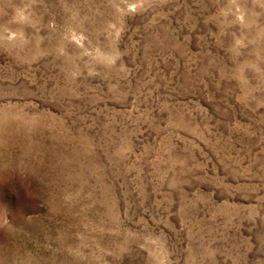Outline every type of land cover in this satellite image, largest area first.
Returning <instances> with one entry per match:
<instances>
[{
  "label": "rangeland",
  "instance_id": "374dc122",
  "mask_svg": "<svg viewBox=\"0 0 264 264\" xmlns=\"http://www.w3.org/2000/svg\"><path fill=\"white\" fill-rule=\"evenodd\" d=\"M0 264H264V0H0Z\"/></svg>",
  "mask_w": 264,
  "mask_h": 264
}]
</instances>
